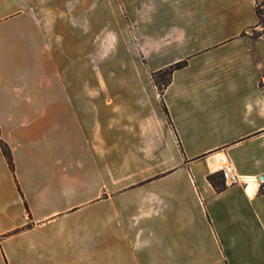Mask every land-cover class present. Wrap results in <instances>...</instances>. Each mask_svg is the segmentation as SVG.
Here are the masks:
<instances>
[{"label":"crops","instance_id":"1","mask_svg":"<svg viewBox=\"0 0 264 264\" xmlns=\"http://www.w3.org/2000/svg\"><path fill=\"white\" fill-rule=\"evenodd\" d=\"M255 2L0 0V264H264ZM95 13L105 83L61 61ZM221 154L245 182L219 191Z\"/></svg>","mask_w":264,"mask_h":264},{"label":"rangeland","instance_id":"2","mask_svg":"<svg viewBox=\"0 0 264 264\" xmlns=\"http://www.w3.org/2000/svg\"><path fill=\"white\" fill-rule=\"evenodd\" d=\"M0 11L5 12L7 10H0ZM79 20L81 19L79 18ZM91 20L93 21V23L91 22L89 24L77 25L78 55L76 57H71V58L62 56L61 61L62 64H72L77 66L78 72L76 75L79 80H83L86 79V77H88L89 80H93L94 82L105 83V63L116 64L117 61L116 58L105 57V19L103 24L101 13L99 14L95 13L93 19L91 18ZM66 29H68L69 31L68 26ZM66 31L67 30H65V32ZM259 33H261V31L249 30V34L251 36H255ZM62 48H63L62 49L63 52L61 53L63 55L64 49L66 50V48L68 47H62ZM119 59L120 62L123 64L129 63V61L131 60V58L128 57H122ZM141 60L146 62V59L143 57L141 58ZM152 73L153 72L150 73V78ZM166 77H167L166 73H162L157 76V79L162 82ZM94 95L105 96V89H104V94L101 93V89L100 90L95 89Z\"/></svg>","mask_w":264,"mask_h":264},{"label":"trees","instance_id":"3","mask_svg":"<svg viewBox=\"0 0 264 264\" xmlns=\"http://www.w3.org/2000/svg\"><path fill=\"white\" fill-rule=\"evenodd\" d=\"M255 11L258 17V25L262 27L261 33L253 36V37H259L264 33V0H256L255 2ZM187 64V61H179L174 64H171L165 68L159 69L156 72H153L151 74L152 82L155 85V87L158 90L159 96L162 100V95L164 90L167 88V86L171 83L172 80V74L175 70L180 69L184 67ZM166 73L167 77L164 78V80L161 82L160 80L157 79V76ZM162 107L166 115L168 116V111L167 108L164 105V102L162 101ZM169 123L171 124V121L169 120ZM0 148L1 151L8 163V166L10 170L13 172L14 170V162H13V156L11 153V149L8 146L7 143H5L1 137H0ZM207 179L209 182L219 191L225 188L224 181L222 180L221 174L219 172H215L212 174L207 175ZM264 191V188H261V192Z\"/></svg>","mask_w":264,"mask_h":264},{"label":"built area","instance_id":"4","mask_svg":"<svg viewBox=\"0 0 264 264\" xmlns=\"http://www.w3.org/2000/svg\"><path fill=\"white\" fill-rule=\"evenodd\" d=\"M215 161L217 164V172L221 174L222 180L226 186L245 182L243 180V175L237 171L233 162L226 154H221Z\"/></svg>","mask_w":264,"mask_h":264}]
</instances>
